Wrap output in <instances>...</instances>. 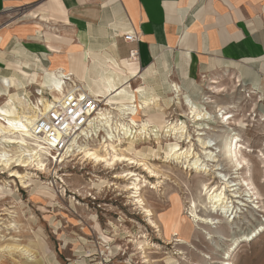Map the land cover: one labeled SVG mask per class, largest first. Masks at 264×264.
<instances>
[{"label":"rangeland","instance_id":"374dc122","mask_svg":"<svg viewBox=\"0 0 264 264\" xmlns=\"http://www.w3.org/2000/svg\"><path fill=\"white\" fill-rule=\"evenodd\" d=\"M40 2L6 0L5 9H0V32H9L24 45L28 36L35 35L37 20L26 13ZM59 27L65 33L69 30L68 27ZM3 49L9 51V47ZM11 55L14 65L23 69ZM44 64L48 66L46 61ZM229 65L201 74L197 80L201 85L199 92L192 96L199 101L203 93H209L213 100L206 104L212 118L203 123L202 126L207 128L203 130L205 135L202 137H211L214 142H219L226 135L227 127L218 119L217 104L227 106L226 110L234 114L235 120L229 126L243 135L245 148L242 151L249 162L247 168L250 172L247 173V169L235 172L232 163L222 156L219 148L213 151L220 161L204 160L206 171L205 168L202 171L193 169L184 157L168 158L171 146L177 141L182 150L193 145L192 156L198 154L204 159V151L198 142V123L188 114V106L176 100L166 105L162 98L161 113L174 123L183 121L190 137L184 135L179 138V135L175 137L164 132L158 135L131 134L123 147L134 146L132 156L141 163L120 161L112 169L105 163L84 160L81 156L70 157L63 163L48 158L46 170L37 169L35 163L16 167L20 172L30 173L26 186L20 178L0 172V186L8 183L12 189L8 195L0 194V264H148L143 262L144 251L152 261L150 264H169L172 261L180 264H219L222 249L231 241L221 242L216 231L230 240L231 229L219 223L205 225L192 213L196 210L198 216L204 214L208 202L205 188L212 187L214 190L222 185L219 172L227 174L234 183L242 178L249 180L251 194H261L251 198L254 203L247 202L248 196L244 191L247 186L240 182L235 186L239 198L234 197L235 193L230 189L226 192L230 201L233 199L248 204L241 206V213L235 219L233 229L239 242L232 261L234 264H264V230L257 237L249 235L260 225L264 227V167L261 158L264 152V99L260 100V93L264 90L261 88L264 87V70L259 64L254 70V67L251 70L243 65L240 68L233 66L232 69L235 65L232 62ZM6 67L0 63V74L9 72ZM22 74L15 73L14 76L19 80ZM1 80L2 77L0 87ZM239 80L242 87L237 85ZM141 82L132 83L137 86ZM10 83V88L17 90L14 84L18 81L10 78ZM210 85L223 91L212 92ZM35 88L41 87H26L32 100L36 96ZM167 95L171 96L170 93ZM3 101L4 97L0 103ZM139 118L146 117L140 113ZM94 141L92 145L94 143L98 147L99 142ZM218 165L221 169H216ZM135 183L140 187L137 192L133 189ZM255 203L259 206L258 210L253 208ZM172 217L176 222L172 221ZM172 228L179 235L171 232ZM247 235L249 238H246ZM180 236L187 237L190 242L177 241ZM217 243L222 249L216 248ZM204 254L212 258L205 261ZM211 260L213 263H209Z\"/></svg>","mask_w":264,"mask_h":264},{"label":"bare ground","instance_id":"6f19581e","mask_svg":"<svg viewBox=\"0 0 264 264\" xmlns=\"http://www.w3.org/2000/svg\"><path fill=\"white\" fill-rule=\"evenodd\" d=\"M12 52L13 57L18 63H21L23 67H29L27 60H24L27 55L25 51ZM137 56L134 54L132 58L122 60L120 64L117 63L113 57L95 55L92 60V65H90L87 58L88 54L85 51L65 53L66 60L60 64V68L58 69L50 68L42 73L39 71H32L28 74H22L18 83L16 85L14 84L17 90H12L10 88L11 83L9 77H3L1 80L3 87H0V99L4 97V101L0 103V172H8L9 177L20 178L21 182L26 186L30 173L20 172L18 170L19 168L16 169V167H26L29 164L35 163V166L38 167H36L37 169L43 168L46 170V161L48 158H56L57 162L63 163L70 157L81 156L84 160H90L95 163H105L108 168L111 167L112 169L113 166L120 161H128L129 163L137 164L141 163L137 158L135 159V157L132 156V151L135 149L134 146L130 145L123 147L124 141H126L131 134L135 135L137 133L143 135L154 133V135H158L159 132H164L166 135L170 134L175 137L179 135V138L188 134L183 121L180 124L174 123L172 120L167 119L168 116L161 113L163 110L161 108L162 98L166 105L171 104L172 100H176L177 103H184L188 106V114L192 115L193 121L198 123V142L204 151V159L198 156V154L192 156L194 153V150L191 152L193 145L182 150V147H180L177 141L171 146L168 152V158L172 156H177L178 158L184 157L186 162H189V166L197 171H202V169L207 166L204 160H207V162L220 161L216 159V155L213 151L215 148H219L222 150V156L226 157L230 163H232L235 172L238 173L241 169H245V171L247 169L246 172H250V169H248L249 167L247 168L249 162L242 151V149L245 148L243 135L229 126L235 119L234 114L226 110L227 106L220 104L216 105L218 119L222 125L227 127L225 130L226 135L223 136L219 142H214L211 137H202L205 135L203 130L207 128L202 126L203 123L212 118L210 112H208L206 108V104L213 102L211 96L208 95L209 93H203L202 96L200 95L201 99L197 101L176 81L169 80L166 76H164V78H159V76L163 74L155 67H149L140 73V64ZM138 80L142 82L137 86H133L132 82ZM71 82L76 83V85H71ZM28 85L41 87L38 90L44 88L50 89L53 97L57 100L61 99L66 94V91L74 88L78 89L81 93H89L101 103L96 109V112H93L90 116L89 122L75 131L67 147L59 151L58 156H55L56 152L48 145L47 139L44 137L45 135L42 134L43 131H37L36 125L40 115L49 111L52 102L46 99L42 101L41 106H38L37 103H34L28 96L29 93L26 90ZM237 85L239 87L243 86L240 80ZM211 86L212 85H210L209 88L212 92L219 93V91H223V89ZM193 89H196V86H194ZM242 90L243 89H241V91ZM262 92L263 93H260L261 101L264 99V90ZM163 93H166V96H162ZM168 93H170V97H168ZM43 98L44 97H41L42 100ZM140 113L146 118L140 119ZM189 137L190 135H187V138ZM94 140L99 142L98 147H95L94 143L92 145L91 142ZM189 142L191 143V141ZM136 153L140 154V151H136ZM261 158L263 162L262 167H264V152H262ZM13 163H15V165ZM143 164L146 165V163ZM220 167L221 166L218 165L216 169H221ZM206 170L205 168V171ZM218 177L222 181V185L219 186V188L214 190L212 187L205 188L208 202L206 203L204 214L198 216L196 210H192V213L205 225L219 223L231 229L232 238L230 240H227L224 236H220V231H216V233H218L216 236L222 239L221 242L231 241L224 249H222L221 244L218 243L216 244V248H221L223 250L221 262L219 264H234L232 258L239 242L237 232L233 229L236 224L235 219L238 217V213H241V206L248 204L243 203V201L239 202V200L233 201L232 199L230 201L226 192L230 189V191L235 193L234 197L239 198L238 193L235 191L237 189L235 186L243 183L245 187L247 186V189L244 190L248 196L247 202L254 203V200L251 198L254 195L259 196L261 194H251L249 180L244 178L241 180L238 179V183H234L230 180L231 177L228 178V175L222 172L218 173ZM8 185L7 183L0 186V194L8 195L12 192V189ZM139 188V185L135 183L133 189L137 192ZM256 199H258V197H256ZM253 208L259 209L257 203L253 204ZM172 219V221L176 222V220H174L175 218L172 217ZM175 225H177V223H175ZM175 228L177 229V227ZM175 228H172L171 232L179 235ZM190 230L192 231V228ZM263 230V225H260V227L251 231L249 235H251V238L257 237ZM249 235H247L246 238H249ZM180 237L181 238H177V241L181 243L190 242L187 237ZM175 239L176 238H174V240ZM142 249L144 248L142 247ZM1 250L0 248V251ZM26 250L29 251L30 249L26 247ZM143 253V262L150 264L152 261L148 258L147 254H145L146 251ZM180 254H182V252H180ZM203 257L205 261L206 259L212 258V256L205 254ZM209 263H213L212 260ZM169 264L180 263L178 261H172ZM189 264L194 263L190 262Z\"/></svg>","mask_w":264,"mask_h":264},{"label":"crops","instance_id":"0c3cea01","mask_svg":"<svg viewBox=\"0 0 264 264\" xmlns=\"http://www.w3.org/2000/svg\"><path fill=\"white\" fill-rule=\"evenodd\" d=\"M5 6L0 0V9ZM26 15L37 20L35 35L24 45L0 32V63L9 71L0 77L15 82L14 73L58 69L65 53L80 51L90 65L95 55L121 64L137 49L140 73L155 67L163 74L159 78L179 81L191 96L199 92L201 74L230 67L229 62L232 69L254 70L259 64L264 70V0H41ZM128 31L138 40L126 41ZM12 51H25L29 67L17 68Z\"/></svg>","mask_w":264,"mask_h":264},{"label":"built area","instance_id":"2783aa9c","mask_svg":"<svg viewBox=\"0 0 264 264\" xmlns=\"http://www.w3.org/2000/svg\"><path fill=\"white\" fill-rule=\"evenodd\" d=\"M124 39L126 41H136L138 36L136 33L128 31L124 33ZM134 54L138 55L137 49H133L130 56ZM35 93L36 96L33 101L38 106H41L42 101L46 99L52 102L49 111L40 115L36 125L37 131H43L42 134L45 135L48 145L56 152L55 156H58V152L67 147L75 131L89 122L90 116L93 112H96L101 103L89 93H81L74 88L66 91V94L58 100L53 97L50 89L38 90V88H35ZM41 97H44L43 100Z\"/></svg>","mask_w":264,"mask_h":264}]
</instances>
